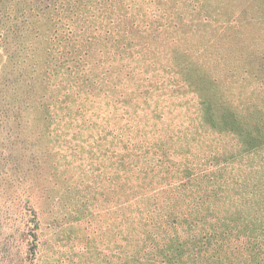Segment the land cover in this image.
I'll use <instances>...</instances> for the list:
<instances>
[{
  "label": "rangeland",
  "instance_id": "1",
  "mask_svg": "<svg viewBox=\"0 0 264 264\" xmlns=\"http://www.w3.org/2000/svg\"><path fill=\"white\" fill-rule=\"evenodd\" d=\"M0 264H264V0H0Z\"/></svg>",
  "mask_w": 264,
  "mask_h": 264
}]
</instances>
